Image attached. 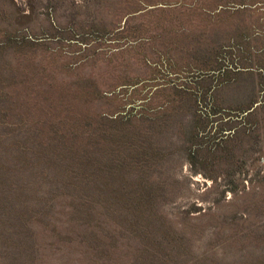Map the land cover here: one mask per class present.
Wrapping results in <instances>:
<instances>
[{
    "label": "trees",
    "instance_id": "1",
    "mask_svg": "<svg viewBox=\"0 0 264 264\" xmlns=\"http://www.w3.org/2000/svg\"><path fill=\"white\" fill-rule=\"evenodd\" d=\"M156 5L175 8V16L199 13L206 22L196 26L205 30L240 13L259 15L260 24L250 27L253 35L244 29L227 43H212L196 33L197 27L185 29L188 20H175L176 25L167 29L169 40L160 41L156 49L152 45L151 60L143 58L153 70L149 78L121 80L118 90L100 91L95 79L84 76L78 90L59 92L48 110L41 107L46 110L42 117L29 121L24 119L27 108L18 114L12 105L0 104V146L8 148L6 162H0V228H11L8 235L0 230L5 251L25 249L28 260L35 237L50 233L56 241L83 248L87 264H213L209 258H195L157 211V200L170 185L162 165L176 151L161 142V135L179 123L180 116L189 115L180 147L192 166L213 164L214 151L235 132L224 133L217 126L232 116L219 104L216 91L242 73L264 76L262 50L251 43L253 37L264 38V0H177ZM182 33L191 35L189 43H181ZM100 34L93 39L106 44ZM19 39L6 34L2 47H18ZM129 42L118 41L122 45L118 51L132 49ZM7 96L0 89V101H7ZM96 102L104 103L105 109L93 107ZM244 112L239 113L240 120ZM34 166L41 175L32 205L31 182H23L18 174ZM155 172L158 179L152 178ZM197 172L214 179L211 170ZM45 185L47 189H42ZM53 212L65 215L66 225L51 222Z\"/></svg>",
    "mask_w": 264,
    "mask_h": 264
},
{
    "label": "rangeland",
    "instance_id": "2",
    "mask_svg": "<svg viewBox=\"0 0 264 264\" xmlns=\"http://www.w3.org/2000/svg\"><path fill=\"white\" fill-rule=\"evenodd\" d=\"M175 1L0 0V89L8 94L7 101L0 104L12 105L18 114L27 108V116H20L29 121L42 117L59 92L78 90L86 81L84 76L95 79L100 91L118 90L121 80L151 77L153 70L143 63V58L151 60L155 55L152 45L156 49L160 41L169 40L167 29L176 25L174 21L188 20L184 24L189 31L206 22L200 20L199 13L175 16V8L160 9L156 5ZM178 7L189 12L185 6ZM258 16H228L206 30L198 28L196 33L212 43H227L244 29L253 35L250 27L259 26ZM6 34L19 37L20 45L3 48ZM99 34H104L106 44L93 39ZM181 39V43H189L191 35L182 33ZM251 40L264 57V38ZM118 41H130L134 47L118 51L122 46ZM260 81H264V76L242 73L236 82L216 91L219 104L229 108L232 116L231 121L218 122L217 126L224 133L235 132L214 151L212 165L192 166L180 147L189 115L180 116L179 123L161 135V142L176 151L162 165L170 185L163 198L157 200V211L166 225L182 237L195 258H209L213 264H264V88ZM43 97L49 100L45 103ZM105 106L102 102L93 104L99 111ZM41 107H45L44 111ZM242 111L245 117L240 120ZM10 112L14 113V109ZM7 150L0 146L2 163L6 162ZM199 170H211L214 179L206 178ZM40 175L38 166L18 174L23 182H31L28 202L32 205L35 190L40 188ZM152 178L158 179V172ZM49 220L66 225L65 215L57 212ZM0 230L11 233L8 225ZM49 234L35 237L37 244L31 256L27 254L28 260L24 259L25 249L5 251L0 245V264H87L83 248L74 249V244L56 241Z\"/></svg>",
    "mask_w": 264,
    "mask_h": 264
}]
</instances>
